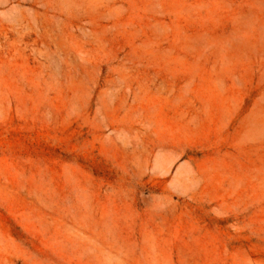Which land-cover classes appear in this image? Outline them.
<instances>
[{"label":"rangeland","instance_id":"rangeland-1","mask_svg":"<svg viewBox=\"0 0 264 264\" xmlns=\"http://www.w3.org/2000/svg\"><path fill=\"white\" fill-rule=\"evenodd\" d=\"M0 264H264V0H0Z\"/></svg>","mask_w":264,"mask_h":264}]
</instances>
